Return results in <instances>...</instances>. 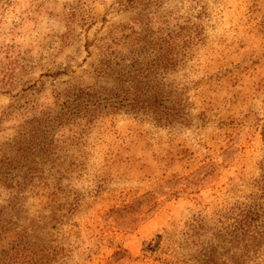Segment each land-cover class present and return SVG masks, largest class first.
<instances>
[{"label": "rangeland", "instance_id": "obj_1", "mask_svg": "<svg viewBox=\"0 0 264 264\" xmlns=\"http://www.w3.org/2000/svg\"><path fill=\"white\" fill-rule=\"evenodd\" d=\"M130 47L185 121L74 107ZM263 159L264 0H0V264H264Z\"/></svg>", "mask_w": 264, "mask_h": 264}, {"label": "trees", "instance_id": "obj_2", "mask_svg": "<svg viewBox=\"0 0 264 264\" xmlns=\"http://www.w3.org/2000/svg\"><path fill=\"white\" fill-rule=\"evenodd\" d=\"M102 52L96 68L97 76L109 80L110 87L86 88L79 91L77 96L79 104L74 107L82 108L91 115H95L106 107H128L136 112L150 116L157 122L165 124L180 123L185 121V104L178 92H162L158 72L154 69V63L144 61L140 52L130 47L125 52H113L107 48ZM176 60L171 58L167 67L174 70L177 67ZM67 102H62L66 106ZM68 105V104H67ZM264 173V159L262 164ZM264 187L263 179L260 181ZM258 215L247 211L241 214L239 224L244 225L249 231L250 221L257 220ZM27 246L19 255L21 245L9 250L7 264H50L47 253L43 247L37 244ZM2 263V262H0Z\"/></svg>", "mask_w": 264, "mask_h": 264}]
</instances>
